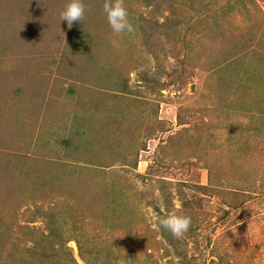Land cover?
Masks as SVG:
<instances>
[{"label": "rangeland", "instance_id": "obj_1", "mask_svg": "<svg viewBox=\"0 0 264 264\" xmlns=\"http://www.w3.org/2000/svg\"><path fill=\"white\" fill-rule=\"evenodd\" d=\"M67 2L0 0V264H264V0Z\"/></svg>", "mask_w": 264, "mask_h": 264}, {"label": "clouds", "instance_id": "obj_2", "mask_svg": "<svg viewBox=\"0 0 264 264\" xmlns=\"http://www.w3.org/2000/svg\"><path fill=\"white\" fill-rule=\"evenodd\" d=\"M103 12L111 31L117 35L133 33L134 27L129 19V12L123 0H104ZM85 15L83 0H68L66 7L60 13V21H66L69 28L76 21H82ZM159 226L171 233L177 239L186 233L190 226V219L184 215L167 214L159 220Z\"/></svg>", "mask_w": 264, "mask_h": 264}]
</instances>
